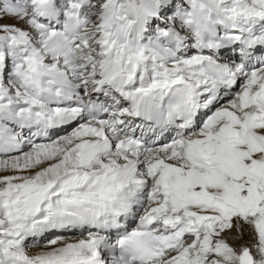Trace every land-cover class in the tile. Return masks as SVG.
<instances>
[{
    "label": "snow or ice",
    "instance_id": "snow-or-ice-1",
    "mask_svg": "<svg viewBox=\"0 0 264 264\" xmlns=\"http://www.w3.org/2000/svg\"><path fill=\"white\" fill-rule=\"evenodd\" d=\"M0 264H264V0H0Z\"/></svg>",
    "mask_w": 264,
    "mask_h": 264
}]
</instances>
